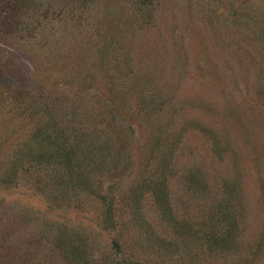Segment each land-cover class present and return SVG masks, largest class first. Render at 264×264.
<instances>
[{
  "label": "rangeland",
  "instance_id": "obj_1",
  "mask_svg": "<svg viewBox=\"0 0 264 264\" xmlns=\"http://www.w3.org/2000/svg\"><path fill=\"white\" fill-rule=\"evenodd\" d=\"M0 264H264V0L2 1Z\"/></svg>",
  "mask_w": 264,
  "mask_h": 264
},
{
  "label": "trees",
  "instance_id": "obj_2",
  "mask_svg": "<svg viewBox=\"0 0 264 264\" xmlns=\"http://www.w3.org/2000/svg\"><path fill=\"white\" fill-rule=\"evenodd\" d=\"M0 1H1L0 3H2V1L15 2L16 0H0Z\"/></svg>",
  "mask_w": 264,
  "mask_h": 264
}]
</instances>
